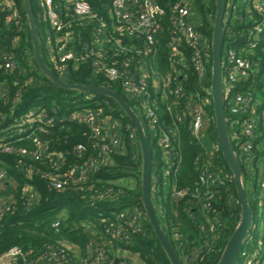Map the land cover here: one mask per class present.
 I'll return each instance as SVG.
<instances>
[{"label":"trees","instance_id":"obj_1","mask_svg":"<svg viewBox=\"0 0 264 264\" xmlns=\"http://www.w3.org/2000/svg\"><path fill=\"white\" fill-rule=\"evenodd\" d=\"M23 1L15 0L24 28L21 33L5 28L0 22V50L13 53L17 60V66L14 69L0 68V81L5 80L9 83L7 97L0 100V138L12 147L11 151L0 150V173L3 172L5 175L2 192L13 195L10 208L0 215V254L14 246H19L29 252V259H38L47 253L49 246H59V242L66 241L76 245L80 249V254L85 256L86 245L90 239L87 237V231L91 229L99 235L104 234L106 223L101 221L102 218L109 216L111 211H127L133 214L136 211H142L143 216L140 221L145 224L147 230L145 232L130 231L131 238L128 244L115 239V244L110 247L109 251L113 255L118 248H123L130 253L138 254L145 264H171L147 218L141 200L142 154L138 141L135 147H128L125 153L112 154V162L99 167L86 181L75 180L74 183L72 181L73 184L64 190H57L51 186L47 175L63 174L71 166L81 163L90 156L97 155V150L93 146L94 138L87 124L70 119L74 112L86 108H101L102 115L113 116L121 122L124 129L127 125H130L132 129L135 128L114 99L102 94L63 89L43 74L34 58L30 26ZM86 1L90 2L96 14L104 19L110 34L120 36L113 29L110 12L112 0ZM157 1L169 10V7L178 0ZM191 1L193 8L190 21L207 37L211 54L216 0ZM53 5L57 11L62 13L61 16L65 22L70 24L68 29L73 31L76 38L74 46L77 52H85V44L91 41L94 23L74 18L69 11L70 0H54ZM30 6L36 19L43 56L49 67L55 70L54 65L48 59L49 47L46 43L48 36L56 37L55 30L49 24L43 0H30ZM242 15L245 14L242 12ZM1 17L3 19V13ZM163 20L165 28L159 34L158 48L149 52L148 57L145 58L149 67L159 69L161 74L172 71L167 60L166 42L170 34L166 23L168 16L165 15ZM252 25L253 22L247 17L230 16L225 23L224 39L240 49L247 44L248 30ZM123 40L128 46L135 44L138 48H143L145 34L141 33L139 37L125 35ZM263 48L264 32L258 42L256 54L252 58L262 57ZM182 50L189 61L181 69L185 89L187 95H190L192 101L196 103L199 94L206 95L205 89L211 85V57L208 63L209 71L205 76L200 77L190 62L192 49L183 43ZM127 55H135V53L127 52ZM135 57L138 58L137 55ZM92 62V58L80 59L78 63L71 61L67 73L60 74L57 70L55 72L68 82L105 87L125 97L144 125L152 153V177L158 178L156 184L152 183V186L156 187L151 191L152 200L153 203L155 199L158 200L161 215L154 206L163 229L179 256L182 254L180 258L184 264H216L239 223L241 206L232 171L219 150L216 152V157L212 158L211 168L224 178L215 187L217 199L214 201V206L221 210V227H219L215 241L209 240L207 229L204 227L207 224V216L202 210L200 199L196 198L192 192L199 180L201 167L208 162L213 144L218 142L211 95H209L211 102L205 105L210 121L207 128L202 129L204 136L197 138L192 135L189 128L188 115L182 122L177 120L178 114H182L185 109V101L180 100L170 90L163 95L157 94L151 87L153 108L158 116L153 129L144 117L137 101L126 95L117 83L110 82L102 73H97ZM262 72L263 68L245 84L246 87L254 89L262 103L260 109H264V85L260 77ZM17 93H19V99L15 100ZM32 111L34 120L27 121ZM226 115L231 117L227 106ZM169 128L175 130L172 136L170 160L164 158L163 148L158 141L159 137ZM21 130H23L22 134ZM257 131L250 156L241 152L236 141L232 140V144L241 162L248 201L254 212L253 226L245 240L244 250L252 252L257 248L260 251L257 264H264V206L260 207L258 204L262 191L257 177L253 174V171H258L259 163L261 161H263L262 164L264 163V130L260 122ZM31 134H36L42 140L47 141L52 150L63 152L66 156L64 165L59 167L56 163L35 158L31 154L26 156L21 154V148H26L30 153L36 148L32 138L22 137ZM245 139L247 138L243 137L242 141ZM78 145L85 147L80 159L75 153ZM197 157H200L198 163L196 162ZM171 162H175L174 166L169 175H166V168L171 165ZM132 181L133 186L129 184ZM247 183L252 187L250 192L246 188ZM6 185L8 192L4 190ZM174 186L187 189V194L181 198H175L172 194ZM107 188L119 192V196L106 201L90 200L92 196L97 195L96 192ZM58 218L61 220V232L57 233L52 223ZM113 220L121 222L116 216H113ZM175 232H179L181 237H176ZM259 241H262L261 245ZM207 242L216 251H211L206 247ZM197 252L199 257L197 261H192L191 258H188L189 261L184 260L185 257L196 255ZM237 264H241L240 259Z\"/></svg>","mask_w":264,"mask_h":264},{"label":"built area","instance_id":"obj_2","mask_svg":"<svg viewBox=\"0 0 264 264\" xmlns=\"http://www.w3.org/2000/svg\"><path fill=\"white\" fill-rule=\"evenodd\" d=\"M53 4L54 0H43L49 24L56 33L55 38L49 36L46 38L49 47V59L55 70L64 74L68 71L69 62L78 63L80 59L92 58L95 71L102 73L110 82L117 83L126 95L134 98L153 129L158 116L153 108L154 101L151 97L150 88L152 87L157 94L163 95H166L170 90L180 100L185 101V109L182 114H178L177 120L182 122L188 115L192 135L197 138L204 136L205 133H202V129L204 124L210 121L205 105L211 102L209 99V95L212 97L211 85L205 89L206 95L199 94L195 103L191 96L187 95L184 75L181 71L189 62L184 55V50H182L183 43L192 49L190 62L200 77L205 76L209 71L208 63L211 57L207 37L190 21L193 8L191 0H178L169 7V10L161 6L157 0H112L110 12L113 29L120 36L110 34L104 19L96 14L90 2L70 0L69 11L74 18L79 21H92L94 23L91 41L85 44V52H77L74 46L76 38L73 31L68 29L70 24L65 22L61 16L62 13L57 11ZM242 12L245 14L244 16ZM2 13L4 14L3 19ZM165 15L168 16L166 23L170 33L166 42L167 60L172 71L161 74L159 69L149 67L145 58L148 57L149 52L158 48L159 34L165 28L163 23ZM230 16L247 17L253 22L248 30L247 44L237 49L224 39L222 54L225 110L227 106L231 115V117L226 115L229 120V134L231 140L236 141L237 145L240 146L241 152L250 156L259 122L264 130V109H260L262 103L256 96L254 89L245 85L247 80L255 74L257 75L261 68H263V72L260 77L264 85V55L262 57L259 55L258 59L252 58L256 54L258 42L264 32V0H227L225 23ZM0 22L7 29L20 33L24 30L15 0H0ZM225 32L224 27V34ZM141 33L145 34L143 48H138L135 44L131 46L125 44L123 36L135 35L139 37ZM127 52L135 53L138 58L135 55H127ZM122 54L123 56H121ZM16 66V56L13 53H5L0 50V68L9 70ZM8 85L7 81H0V100L7 97ZM17 99H19V93L15 97V100ZM70 119L87 124L94 138L93 146L97 150V155L90 156L82 160L81 163L71 166L63 174L47 175L51 181V186L57 190L68 188L75 180L86 181L99 167L112 162V154L125 153L128 147H135L138 141L135 129H132L130 125L124 129L121 122L113 116L102 115L101 108H86L76 111L70 116ZM33 120L34 112L32 111L29 113L27 121ZM174 134L175 130L169 128L158 140L163 148L164 158L168 160L172 155V136ZM22 137L32 138L36 148L31 153L26 148H21V154L25 156L31 154L35 158L56 163L59 167L64 165L65 154L52 150L48 142L42 140L38 135L31 134ZM243 137L247 139L242 141ZM0 150L11 151L12 147L0 138ZM84 150L85 147L82 145L76 147L75 153L78 159L83 156ZM219 150H221L219 143L213 144L208 162L201 167L199 180L192 192L196 198L200 199L202 210L207 216V224L204 226L207 229L208 239L212 242L215 241L219 227H221V210L214 206V201L217 199L215 187L224 178L211 168L212 158L216 157V152ZM196 162H200V157H197ZM262 162L259 163L258 171H253L262 191L258 201L260 207L264 206V163L262 164ZM174 163L171 162V165L166 168V175L172 171ZM4 181L5 175L2 172L0 173V215L10 208L13 201V195H4L2 192ZM72 181L73 183H71ZM157 182L158 178L152 177V183L156 184ZM155 189V185L152 186V190ZM95 194L97 195L90 198L91 201L113 200L120 193L107 188ZM172 194L178 199L187 194V189L174 186ZM113 216L119 218L121 222H114ZM140 216H142V211H136L134 214L127 211H111L109 216L101 220L106 223L104 234L99 235L89 229L90 239L86 245L85 256L80 254V249L76 245L63 241L59 242V246H49L47 253L38 259H29L28 251L22 247L14 246L0 254V264H18L20 259L23 260L22 264H135L128 257L129 251L127 249L118 248L113 255L109 250L115 244V239L125 241L128 244V240L131 238L130 231L145 232L147 230L145 224L140 221ZM128 226L129 228H127ZM52 227L55 232H61V220L59 218L54 220ZM175 236L179 238L181 234L175 232ZM259 243L261 245L262 241ZM206 247L210 248L211 251H216L209 242H207ZM124 250L128 252V255L122 253ZM259 252L257 248L248 252L243 247L238 261L240 259L241 264H257L259 263Z\"/></svg>","mask_w":264,"mask_h":264},{"label":"water","instance_id":"obj_3","mask_svg":"<svg viewBox=\"0 0 264 264\" xmlns=\"http://www.w3.org/2000/svg\"><path fill=\"white\" fill-rule=\"evenodd\" d=\"M226 3L227 0H216V13L211 40L212 65L210 82L218 143L223 157L233 174L234 184L241 206V216L237 227L228 239L216 264L237 263L240 252L244 247L245 240L253 226L254 221V212L248 201L247 192L243 181V170L241 162L232 144L228 129L229 120L226 117L225 110L224 90L222 84V54L224 48ZM23 6L30 26L34 49V58L43 74H45L54 84L63 89H73L78 90L82 93L89 94H102L114 99L133 123L138 136L142 154L141 200L143 202L145 213L170 263L184 264L177 250L175 249L172 242L169 240L165 230L163 229L152 200V153L141 118L139 117L137 112L129 105L125 97L117 91L89 84L68 82L61 76H59L51 67H49L43 56L42 47L37 31V23L31 10L30 0H24ZM89 234L90 230L87 231V237H89ZM22 263L23 260L20 259L18 264Z\"/></svg>","mask_w":264,"mask_h":264},{"label":"rangeland","instance_id":"obj_4","mask_svg":"<svg viewBox=\"0 0 264 264\" xmlns=\"http://www.w3.org/2000/svg\"><path fill=\"white\" fill-rule=\"evenodd\" d=\"M48 59H49V54H48ZM49 61H50V59H49ZM207 125H208V122H206V123L204 124V129L207 128ZM123 182H127V181H123ZM129 184H130L131 186H133V185H134V182H133V181H132V182H129ZM246 188H247V190H248L249 192L252 191V187H251V185L248 184V183H247V185H246ZM4 190H5V191H8V187H7V185L5 186ZM4 195H9V193H5ZM154 205L156 206L157 210L159 211V215H161V214H160V206H159V203H158V200H157V199H155V201H154ZM142 216H143V215H142ZM142 216H140V217H141L140 219H142ZM163 223H165V222L163 221ZM204 227H205V226H204ZM261 227H262V224H261ZM261 227L259 226L260 229H261ZM180 254H181V253H180ZM195 254H196V255H193V256L190 257L192 261H197V259H199V257H198V252L195 253ZM180 256L182 257V254H181ZM197 257H198V258H197ZM184 260H185V261H189V259L186 260V257L184 258Z\"/></svg>","mask_w":264,"mask_h":264},{"label":"crops","instance_id":"obj_5","mask_svg":"<svg viewBox=\"0 0 264 264\" xmlns=\"http://www.w3.org/2000/svg\"><path fill=\"white\" fill-rule=\"evenodd\" d=\"M8 192V191H7ZM9 195H12V194H10L9 193ZM122 253L124 254V255H128V252L127 251H122ZM128 257L130 258V259H132L134 262H135V264H145L144 263V261L139 257V255L138 254H134V253H130L129 252V255H128Z\"/></svg>","mask_w":264,"mask_h":264}]
</instances>
